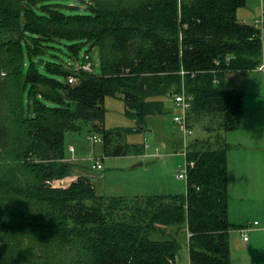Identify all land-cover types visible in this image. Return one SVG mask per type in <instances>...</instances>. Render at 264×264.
Masks as SVG:
<instances>
[{"label":"trees","instance_id":"16d2710c","mask_svg":"<svg viewBox=\"0 0 264 264\" xmlns=\"http://www.w3.org/2000/svg\"><path fill=\"white\" fill-rule=\"evenodd\" d=\"M246 3L0 0V264H179V235L190 264H232L230 232L244 224L229 220V145L218 132L188 143L183 193L109 196L86 175L52 182L72 175L65 137L82 121L106 156L144 153L145 143L126 140L137 125L101 123L107 96L121 95L145 129L184 86L191 125L209 115L237 128L244 92L226 74L257 68L263 50L261 27L238 21ZM94 47L100 71L76 69Z\"/></svg>","mask_w":264,"mask_h":264},{"label":"rangeland","instance_id":"374dc122","mask_svg":"<svg viewBox=\"0 0 264 264\" xmlns=\"http://www.w3.org/2000/svg\"><path fill=\"white\" fill-rule=\"evenodd\" d=\"M251 9L247 10L260 16L264 9V0H248ZM240 8H244L240 7ZM66 10V7L64 8ZM263 18L264 15L260 16ZM259 19V18H258ZM263 33L262 63L264 62V24L261 26ZM84 50L82 51V53ZM93 69L100 71V56L97 47L90 50ZM231 87L241 89L244 92L243 113L241 116V127L235 131L236 136H244L249 133L251 126H259V108H264V71L255 69L232 72L229 77ZM168 112L161 115H148L144 130L129 132L126 135L128 142H143L146 144L143 154L130 153L120 156H106L101 140L90 139L91 136L98 137V134L90 131L91 123L82 121L80 131H69L65 137V144L69 156H73L71 162L75 165L71 176L63 181H55V184L67 186L75 180L83 171L88 176L100 194L109 196H133L136 194H165L183 193L186 189V180L177 177V173L185 166V156L182 153L183 144L175 145V142L182 140L181 127L175 123L173 116L178 112V106L173 105ZM105 118L103 125L106 128L117 126L133 127L136 121L125 113V104L121 95L107 96L104 101ZM222 121V118H219ZM218 119V120H219ZM208 123V122H207ZM206 123V124H207ZM215 124L212 123V125ZM210 126V124H208ZM208 133L207 130L195 124L193 132L187 135V140L202 137ZM72 148V149H71ZM98 160L102 165L101 169L93 168ZM231 263H250V251H243L236 230L230 232ZM178 237V236H177ZM164 238V237H161ZM182 247L179 252V264H189L188 248L184 238L179 235ZM6 249L13 258H26L27 252H23L12 244H5ZM249 247V245H246ZM43 253L47 252L42 247ZM39 251H35L37 256Z\"/></svg>","mask_w":264,"mask_h":264},{"label":"crops","instance_id":"0c3cea01","mask_svg":"<svg viewBox=\"0 0 264 264\" xmlns=\"http://www.w3.org/2000/svg\"><path fill=\"white\" fill-rule=\"evenodd\" d=\"M249 5L250 3L247 0L244 8L238 9V21L254 23L256 19L264 15V9H262L260 16L256 15L253 10L244 12L245 10L243 9L247 6L248 9H251ZM231 74L232 72L226 74V86L236 89L229 84ZM172 107L174 106L171 104L170 108ZM258 110V116L260 117L259 126L252 125L249 128V133L244 136H236L234 134L241 127V119L238 127L229 131L223 129L219 116H204L201 121L192 125L194 128L195 124H200L208 131L206 135L200 138L213 137L218 132L219 140L229 145L227 150L229 220L232 224L244 225L253 223L255 220L259 221V224L253 225L249 231V239L247 241L242 240V235L238 229H233L238 233V240L244 246L243 251H250V263L240 262L238 264H264V108L260 107ZM207 122L211 125L210 129L205 128ZM214 122L215 124L212 125ZM216 127H220V129L218 131L214 130ZM181 142L182 140L177 141L175 145H179ZM72 157L70 156L67 160H71ZM73 168H75V165ZM83 174L85 173L81 171L80 175ZM246 245H249V247Z\"/></svg>","mask_w":264,"mask_h":264},{"label":"built area","instance_id":"2783aa9c","mask_svg":"<svg viewBox=\"0 0 264 264\" xmlns=\"http://www.w3.org/2000/svg\"><path fill=\"white\" fill-rule=\"evenodd\" d=\"M257 26L261 27L263 26V18H259V19H256L255 22H254ZM88 57V56H86ZM81 68V69H84V70H87V71H92L93 70V65L90 61L82 64V65H77V68ZM258 69L259 70H262L264 71V63H261L259 66H258ZM69 81L70 82H73L75 81V78L74 77H70L69 78ZM178 96H181L183 97V100L182 101H177L176 100V97ZM193 99V95L189 92H186V89L184 86H182L181 88V91L179 93H177L174 97V104L175 106H178V112L173 116V121L175 123H177L180 127H181V130H182V146H183V150H182V153L184 154V156L186 155V148H187V145L190 141L187 140V135L192 133L193 132V127L192 125L190 124L189 120L187 119V114L191 108V101ZM95 141V140H101V138L98 136H91L90 139H92ZM72 149V148H71ZM100 162L98 160L95 161V163L93 164V168H96V169H101L102 168V165L99 164ZM194 162L193 161H187L185 159V166L181 169V171L179 173H177V177L178 178H182V179H185L187 178V174H188V166L189 165H193ZM64 179H58V180H54L52 183L54 185H57L55 184V181H63ZM57 186H61V185H57ZM259 224V221L258 220H255L253 223H249V224H246L244 225L243 227H240L238 230L239 232L241 233L242 235V240L244 241H247V239H249V231L252 229L253 225H258Z\"/></svg>","mask_w":264,"mask_h":264},{"label":"water","instance_id":"95a60500","mask_svg":"<svg viewBox=\"0 0 264 264\" xmlns=\"http://www.w3.org/2000/svg\"><path fill=\"white\" fill-rule=\"evenodd\" d=\"M41 62H42V60H39V63H41ZM136 125H137L138 130L144 129V125L142 123H140L139 121H136Z\"/></svg>","mask_w":264,"mask_h":264},{"label":"clouds","instance_id":"9594fccd","mask_svg":"<svg viewBox=\"0 0 264 264\" xmlns=\"http://www.w3.org/2000/svg\"><path fill=\"white\" fill-rule=\"evenodd\" d=\"M176 100H177V101H182V100H183V97L178 96V97H176Z\"/></svg>","mask_w":264,"mask_h":264}]
</instances>
